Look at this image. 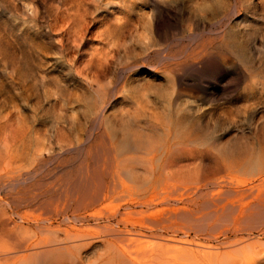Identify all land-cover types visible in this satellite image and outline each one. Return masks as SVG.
<instances>
[{
    "label": "bare ground",
    "instance_id": "bare-ground-1",
    "mask_svg": "<svg viewBox=\"0 0 264 264\" xmlns=\"http://www.w3.org/2000/svg\"><path fill=\"white\" fill-rule=\"evenodd\" d=\"M72 32L81 43L88 29ZM200 41L143 51L112 80L116 53L59 57L76 86L64 95L50 93L52 69L36 58L33 97L56 115L42 130L31 122L13 155L0 151V264H264V245H242L251 226L264 235V166L228 159L191 128L196 101L225 77L212 50L235 51L224 38ZM246 168L254 180H240Z\"/></svg>",
    "mask_w": 264,
    "mask_h": 264
},
{
    "label": "rangeland",
    "instance_id": "rangeland-1",
    "mask_svg": "<svg viewBox=\"0 0 264 264\" xmlns=\"http://www.w3.org/2000/svg\"><path fill=\"white\" fill-rule=\"evenodd\" d=\"M84 27L87 38L78 43L71 32ZM208 37L233 42L235 51L218 45L212 50L225 77L220 84L209 83L213 94L205 101L195 96L198 112L191 128L208 146L221 144L228 159L238 153L244 167L264 166V5L257 0H0L1 153L11 156L17 143L29 141L31 122L42 130L55 118L48 102L38 104L33 97L36 66L52 69L48 90L64 95L76 86L59 70V57L86 64L96 53H116V58L108 55L111 62L104 71V78L112 80L143 51L194 48L190 41ZM55 131L50 129L53 143L59 139ZM247 168L239 174L243 182L257 175ZM250 229L255 239L242 245L262 247L264 235L257 226Z\"/></svg>",
    "mask_w": 264,
    "mask_h": 264
}]
</instances>
